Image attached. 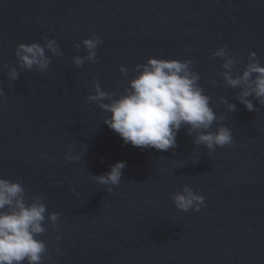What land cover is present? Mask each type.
<instances>
[{"label":"water","instance_id":"water-1","mask_svg":"<svg viewBox=\"0 0 264 264\" xmlns=\"http://www.w3.org/2000/svg\"><path fill=\"white\" fill-rule=\"evenodd\" d=\"M96 36V60L77 67L76 44ZM48 39L61 54L45 49L42 72L22 67L17 44ZM225 45L233 77L249 51L264 65V0H0V177L59 214L38 237L41 264H264V104L237 99L244 86L212 55ZM149 56L191 61L219 118L210 130L230 128L231 145L209 152L185 126L174 148L142 149L104 123L87 100L94 82L117 98ZM116 161L126 167L109 193L94 176ZM184 184L204 197L199 211L174 206Z\"/></svg>","mask_w":264,"mask_h":264},{"label":"clouds","instance_id":"clouds-1","mask_svg":"<svg viewBox=\"0 0 264 264\" xmlns=\"http://www.w3.org/2000/svg\"><path fill=\"white\" fill-rule=\"evenodd\" d=\"M100 43L96 36L84 38L76 44L77 48L81 44L84 46L86 55L74 57V64L81 67L85 60L94 62ZM226 47L216 48L212 55L222 58V67L227 70L224 77L230 86H244L237 97L240 103L249 111L256 110L247 97L255 96L264 104V65L258 62L255 52L249 51V62L239 76L233 77L230 70L236 60L226 54ZM45 49L61 54L54 39H48L43 45L19 43L14 54L22 67L32 69L35 66L42 72L50 62ZM119 71L123 75L128 73L124 66H120ZM133 71L135 74L128 80V86L117 98L102 90L98 82L93 84L94 93L87 96L88 101L98 103L109 113L104 123L118 133L124 143L142 149L151 147L167 151L176 146L177 132L185 126L190 132H196L194 143L204 145L209 152L217 146L233 143L230 128L219 124L214 131L210 130L219 118L210 106V98L199 86L200 76L191 68L189 59L149 56L145 63L135 65ZM17 76L16 70L12 69L9 78L15 80ZM227 107L229 111L235 110L234 104ZM79 158L66 156L69 160ZM125 167V162L116 161L106 173L94 176V179L111 193L112 186L120 183ZM171 199L182 211H199L204 204V197L187 184L172 193ZM58 215L47 212L40 196L26 202L25 188L19 181L0 177V264H41L46 245L38 237L45 232V220L56 225Z\"/></svg>","mask_w":264,"mask_h":264}]
</instances>
